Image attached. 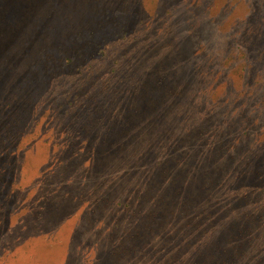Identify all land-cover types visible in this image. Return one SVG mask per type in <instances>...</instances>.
Here are the masks:
<instances>
[{"label":"rangeland","instance_id":"rangeland-1","mask_svg":"<svg viewBox=\"0 0 264 264\" xmlns=\"http://www.w3.org/2000/svg\"><path fill=\"white\" fill-rule=\"evenodd\" d=\"M167 262L264 264V0H0V264Z\"/></svg>","mask_w":264,"mask_h":264},{"label":"trees","instance_id":"trees-1","mask_svg":"<svg viewBox=\"0 0 264 264\" xmlns=\"http://www.w3.org/2000/svg\"><path fill=\"white\" fill-rule=\"evenodd\" d=\"M252 1V3L254 4L255 3V0H251ZM4 20V19H3ZM1 21H2V19H1ZM165 39H167V40H169V41H171V39H170V37H168L167 35H165ZM22 122V121H21ZM24 123V122H23ZM22 123V124H23ZM13 133V132H12ZM17 135H19L20 136V138H23L24 137V134H23V132H21V131H18L17 133H16ZM16 135V136H17ZM38 135V134H37ZM14 137V135H12L11 136V138L8 136V137H5V136H2V139H1V144H5V142H9V141H11V139ZM8 138H10L9 140H8ZM8 140V141H7ZM24 203V201L21 203V201L20 200H18V201H16V205L18 206V210H17V219L18 220H20V221H23L24 219L26 220V218H25V213H26V210H27V207L25 206V205H22ZM20 205V206H19ZM11 207H13V205H11ZM37 213V216H39L40 215V213L39 212H36ZM157 255V254H156ZM168 264H172L171 262H167Z\"/></svg>","mask_w":264,"mask_h":264}]
</instances>
